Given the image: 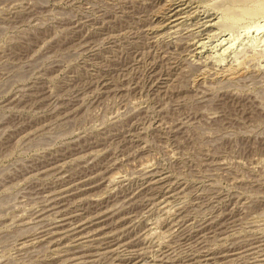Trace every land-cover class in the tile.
Masks as SVG:
<instances>
[{"label": "rangeland", "instance_id": "obj_1", "mask_svg": "<svg viewBox=\"0 0 264 264\" xmlns=\"http://www.w3.org/2000/svg\"><path fill=\"white\" fill-rule=\"evenodd\" d=\"M264 0H0V264H264Z\"/></svg>", "mask_w": 264, "mask_h": 264}, {"label": "bare ground", "instance_id": "obj_2", "mask_svg": "<svg viewBox=\"0 0 264 264\" xmlns=\"http://www.w3.org/2000/svg\"><path fill=\"white\" fill-rule=\"evenodd\" d=\"M256 31L264 32V25H263V26H259V27L256 29Z\"/></svg>", "mask_w": 264, "mask_h": 264}]
</instances>
